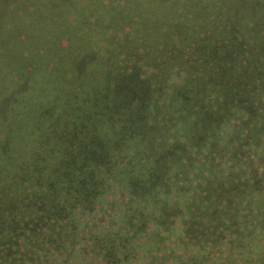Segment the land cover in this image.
I'll return each mask as SVG.
<instances>
[{
	"label": "rangeland",
	"instance_id": "374dc122",
	"mask_svg": "<svg viewBox=\"0 0 264 264\" xmlns=\"http://www.w3.org/2000/svg\"><path fill=\"white\" fill-rule=\"evenodd\" d=\"M190 1L184 9L178 8L185 3L183 0L167 1L154 9L157 0H0V146L4 151L10 147L12 138L8 133L21 116L13 109L22 105V100L24 104L32 103L27 109L33 111L41 98L49 104L57 99L59 104L65 89L61 81L67 80L62 72H68L72 79L84 77L87 90H94L95 101L102 97L103 109L109 107L131 125L138 142L131 154L144 152V167L154 166L164 176L163 186L171 200H180L181 194H176L179 192L175 189L180 188L183 175L191 174L183 170L189 167L198 185L199 179L207 176L199 186L203 194L192 192L194 184L188 180L182 183L189 196L184 200L201 197L196 201H202L207 211L213 212L210 207H217L223 227H229L226 234L230 235L217 247L208 249V255L199 253L190 264H211L219 253L227 261L231 253V264H264V143L258 149L252 147L244 157L226 154L219 147H212L214 143H208L210 136H216L220 144H224L226 137H236L234 146L241 140L256 139L258 135L247 132L240 120H235L234 126H207L202 118L207 142L197 146L184 136L192 131L190 127L201 117V108L209 99L217 98L216 103H221L228 96L227 89L236 91L233 79L225 76V67L233 74H246L255 65L253 59L264 60V0H196L188 4ZM173 8L178 9L172 12ZM237 44L242 48H235ZM67 55L76 57L74 70L60 62L59 58ZM138 68L145 71L143 75L137 72ZM134 70V76H128ZM138 75L164 89L152 93L140 84ZM255 79L262 87L248 88L246 94L254 108H264V76ZM99 88L105 90L103 96ZM182 88L191 92L187 104L177 96ZM183 108H188L189 113ZM174 110H181L186 117H168ZM244 114L247 120L252 118L247 112ZM256 121L263 130L264 116H257ZM112 135L119 137L117 126ZM97 160L104 165L102 159ZM100 168L93 164L90 171L105 177ZM111 169L118 173L106 178L111 192L115 191L108 200L121 205L116 217L124 221L121 234L134 242L130 248H136L139 244L134 235L141 228L128 226L125 221L128 212H132L127 208H140L142 202L132 192L127 174L131 168L117 165ZM181 170L184 174L179 173ZM46 178L62 188L69 185L61 182L56 171L48 172ZM152 182L153 187L159 184ZM134 200L138 204H133ZM233 220L238 222V228L229 226ZM175 227L181 230L179 220ZM152 230L147 231L145 239L158 241L156 236L149 239ZM119 231L112 226L105 234L115 237L114 232ZM8 239L0 235V242ZM95 244L88 241L86 246L76 245L79 254L69 258L67 264H111L112 257L91 256L93 253L88 251L99 248ZM83 248L86 255L82 254ZM114 250L121 259L113 264H172L167 258L151 260L129 254L125 258L131 249L124 253L118 248ZM186 252L196 254L194 250ZM62 255L61 260L67 254Z\"/></svg>",
	"mask_w": 264,
	"mask_h": 264
},
{
	"label": "trees",
	"instance_id": "16d2710c",
	"mask_svg": "<svg viewBox=\"0 0 264 264\" xmlns=\"http://www.w3.org/2000/svg\"><path fill=\"white\" fill-rule=\"evenodd\" d=\"M167 1L172 3L176 0H157L154 9ZM183 1L185 3L178 8L184 9L187 0ZM192 1L196 0H191L188 4ZM178 8L171 10L175 12ZM261 27L264 29V20ZM235 48L241 49L242 45L237 44ZM59 59L65 68L74 70L76 57L67 55ZM253 61L255 65L246 74H233L228 67L223 69L225 76L233 79L232 84L237 88L236 91L227 89L228 96L221 103H216L217 98L209 99L201 108V117L190 127L192 131L184 133L186 139L196 146L198 143L207 142L206 126L203 127L200 123L205 118L204 123H208L207 126H234L235 120H240L247 132L253 136L258 135L256 139L241 140L243 142L235 146L236 137H226V142L224 140V144H220L216 136H210L208 143H214L212 147H219L221 152L244 157L248 156L252 147L258 149V145L264 143V128L260 130L257 121L254 122L257 116H264V108H254L255 105L246 94L248 88L262 87L261 82L255 78L264 76V60L255 58ZM247 64L250 66V63ZM135 70L128 76H134ZM137 72L143 75L145 71L138 68ZM62 74L67 80L61 81L65 89L61 93L59 104L57 99L54 104H49L41 98L33 111L27 109L33 104H24L25 101L22 100V105L13 109L14 112H20L21 116L8 133L12 138L10 147L8 151H4L2 145L0 146V235L9 238L0 242V264H67L69 258L74 259L73 256L79 254L76 252V245L86 246L88 241L99 246L98 250L88 251L93 253L91 256L112 257L113 262L118 260L116 263H120L121 259L115 254L114 249L118 248L122 250L121 253L131 249L126 252L125 258L129 254L131 257H148L151 260L167 258L172 264H190L197 260L199 253L205 252L208 255V249L217 247L221 240L230 235L226 234L229 227H223L224 222L217 207H210L213 212L207 211V206L204 207L202 201H196L201 197L184 200L189 196L185 194L182 183L188 180L186 182L194 184L192 192L203 194L204 190L201 192L199 186L201 181L208 179L207 176H202L198 185L193 171L189 167L187 171L183 170L186 173L191 171V174L183 175L185 179L178 185L180 188L175 189L179 192L176 194H181L180 200L183 201L180 204V200H171L163 186L164 176L158 174L154 166L151 169L144 167V160L147 158H144V152L141 150L131 154V148L138 147L131 125L109 107L103 109L102 97L95 101L94 90H87L84 77L72 79L68 72L63 71ZM137 79L154 94L158 93V89H164L140 75ZM98 90L103 96L105 90ZM190 93L182 88L177 96L186 103L190 100ZM227 106L233 110L228 111ZM180 111L174 110L167 116L171 118L174 114L177 115L175 118L186 117V113L182 112L186 108L182 109L181 114ZM189 111L187 108L186 112ZM244 112L252 118L247 120ZM116 126L120 134L117 138L112 135ZM192 137L199 140L195 141ZM97 159H102L104 165L98 163ZM93 164H97L98 169L101 167L100 171L104 172L105 177L90 171ZM117 165L131 168L127 174L133 187L132 192L135 199L142 202V205L139 204L140 208H127L132 212H128L125 221L128 226L141 228L134 235L139 244L136 248H130L134 242L121 234L124 221L116 218L122 209L121 205L114 200H108L115 191L111 192L106 178L118 173L111 169V166ZM218 165L221 166L219 163ZM162 168L166 169L165 166ZM51 171L58 172L61 182L69 185L62 188L55 181H49L46 174ZM153 180L159 182L156 187H153ZM136 200L133 204H138ZM144 201L148 204H144ZM178 220L182 224L181 230L175 227ZM112 226L120 228L119 232H114L115 237L105 234ZM229 226L239 227L236 220ZM150 228L153 230L149 232V239L156 236L158 241L145 239ZM93 236L97 238L92 239ZM190 250H194L196 254L186 252ZM88 252L83 248L82 254L86 255ZM63 253L67 255L61 260ZM219 256L215 261L211 260V264H231L233 261L231 253L229 261L227 257L222 259Z\"/></svg>",
	"mask_w": 264,
	"mask_h": 264
}]
</instances>
